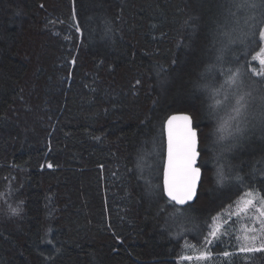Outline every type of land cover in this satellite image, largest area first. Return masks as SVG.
I'll return each instance as SVG.
<instances>
[{
  "label": "trees",
  "instance_id": "trees-1",
  "mask_svg": "<svg viewBox=\"0 0 264 264\" xmlns=\"http://www.w3.org/2000/svg\"><path fill=\"white\" fill-rule=\"evenodd\" d=\"M222 3L0 0V264H183L188 246L225 264L218 253L235 249L201 233L244 194L215 186V153L179 228L161 189L163 122L206 113L224 80L219 65L206 72ZM194 125L211 133L216 122ZM262 146L228 156L258 197ZM249 255L228 259L264 264V253Z\"/></svg>",
  "mask_w": 264,
  "mask_h": 264
},
{
  "label": "snow or ice",
  "instance_id": "snow-or-ice-1",
  "mask_svg": "<svg viewBox=\"0 0 264 264\" xmlns=\"http://www.w3.org/2000/svg\"><path fill=\"white\" fill-rule=\"evenodd\" d=\"M220 8V17L216 21L211 39L215 55L213 60L207 62L206 72L212 73L219 65V75L224 80L208 97L212 102L208 104L206 113L203 110L197 112L183 109L167 116L163 122L167 155L162 169V196L167 197L165 204L170 206L173 223L178 228L181 227L191 207L190 202L202 183V174L207 172V165L210 163L206 158L208 151H213V159L218 165L217 185L229 190L235 188L238 197L243 191L248 199H244L242 211L246 212L251 206L258 204L259 228L253 227L250 231L259 234L237 236L236 239L242 242L234 251L218 253L226 258L225 264H235L234 259L228 258L251 259L253 257L249 254L264 253V195H260L257 201L254 198L256 190H248L251 186L245 185L244 178L239 173H234L230 168L226 171L224 155L236 146L251 120L258 121L264 127V0H223ZM76 31H81L79 24L76 25ZM237 52H241L244 57H250L251 61H258L259 68L255 63L240 65L241 57L235 55ZM242 68L246 70L242 71ZM204 75L205 73H201L202 77ZM197 87L207 89L208 86L197 84ZM198 116L201 119L215 120L216 126L211 133H205L194 125ZM212 136L215 137L214 147H210L208 143ZM145 183L148 195H155L156 186L150 181ZM261 192L264 193V189ZM234 202L235 199L230 197L226 203L231 205ZM8 210L11 216H19L22 211L19 206L11 205H8ZM222 219L225 225L236 223L231 221V213ZM209 226L210 222L206 221L201 235L207 245H213L214 240L220 239L217 233L221 230L217 228L208 231ZM203 231H207V235H203ZM222 234L227 235L228 229L224 228ZM48 243L52 244L53 241L49 240ZM211 255L212 251L208 250L196 255L195 259L204 260ZM193 258L192 255L183 257L184 260Z\"/></svg>",
  "mask_w": 264,
  "mask_h": 264
},
{
  "label": "rangeland",
  "instance_id": "rangeland-1",
  "mask_svg": "<svg viewBox=\"0 0 264 264\" xmlns=\"http://www.w3.org/2000/svg\"><path fill=\"white\" fill-rule=\"evenodd\" d=\"M258 62V61H257ZM259 64V63H258ZM215 140L214 138H209V145L211 147H214L215 145L213 144V141ZM259 143V146L262 148L263 143H264V127L261 126V124L256 121V120H251L250 123H248L245 131L243 132L241 138L239 139V141L236 143V146L230 151L225 153V157H226V163H225V169L226 171L230 168L232 169V162L231 160L228 158L229 154L230 155H234L235 153H239L242 150L247 153V150L254 144ZM209 160V157L207 155L206 157ZM210 165L212 164L211 162L209 163ZM215 168L212 174V179L215 180V186L218 188H221L217 185L216 183V170L218 165H216V163H214ZM235 167V166H234ZM209 170V168H207ZM211 178V177H210ZM203 179V176H202ZM254 198L258 201L259 197L257 195L254 194ZM244 199H248V197L244 196L243 199H239L238 202L233 205L229 210H227L226 212H224L223 214H221L220 216H218L215 221L213 222L212 228L211 230L217 229L219 228L221 231L217 233V235L220 237L219 240L224 239V243L225 246L228 247V245H230V248H234L236 249L239 244L242 242V240L238 241L236 239L237 236L243 237V235H258L259 233H253L250 231V229H252L253 227L255 228H259V221H258V217H259V212L257 211L258 208V204L253 205L249 208L248 211H242L243 207H244ZM229 213H231V221H236V223L229 225H225L223 223V219L224 217H228ZM224 228L228 229V234L227 235H223V230ZM222 241V240H221ZM206 244V243H205ZM228 244V245H227ZM206 249H201V251L196 250V248H193L192 246H188L187 248V253L186 255H192L194 258L192 260H184L183 264H207L205 263V261L207 259H209L210 257H208L207 259L204 260H197L195 259V256L198 255L201 252H205ZM214 259L212 258V261Z\"/></svg>",
  "mask_w": 264,
  "mask_h": 264
},
{
  "label": "water",
  "instance_id": "water-1",
  "mask_svg": "<svg viewBox=\"0 0 264 264\" xmlns=\"http://www.w3.org/2000/svg\"><path fill=\"white\" fill-rule=\"evenodd\" d=\"M163 134H164V158H163V166H162V169H163V167H164V165H165V163H166V155H167V153H166V135H165V133H164V130H163ZM202 176H203V174H202ZM201 180H202V178H201ZM162 185H163V173H162V171H161V189H162ZM199 188H200V186H198V188H197V194H196V196L193 198V200L190 202V204L192 205L195 201H196V199H197V196H198V192H199ZM165 197V199L167 200V197L166 196H164ZM185 207H187V205L185 206Z\"/></svg>",
  "mask_w": 264,
  "mask_h": 264
}]
</instances>
